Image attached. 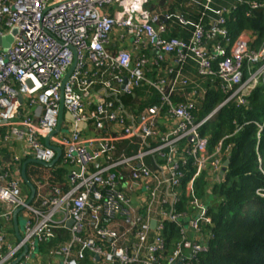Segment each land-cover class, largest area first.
I'll return each instance as SVG.
<instances>
[{
    "label": "built area",
    "instance_id": "2783aa9c",
    "mask_svg": "<svg viewBox=\"0 0 264 264\" xmlns=\"http://www.w3.org/2000/svg\"><path fill=\"white\" fill-rule=\"evenodd\" d=\"M182 1L198 9L187 42L166 37L171 15L152 12V0H0V36L16 30L9 48H0V129L4 143L24 145L21 157H0V264L13 263L24 247L16 264H33L38 245L62 229L70 239L50 253V264H81L86 252L100 264H193L208 250L212 235L203 228L211 218L194 183L204 172L223 177V154L221 142L209 152L199 128L228 101L243 105L264 83V43L253 50L249 32L232 38L225 27L230 15L249 16L264 0H229L218 9L214 0ZM113 30L129 38L128 50H110ZM145 51L157 61L171 57L170 78L147 77L153 61ZM188 60L229 94L199 123L193 104L173 102L188 84ZM141 85L155 91L158 104L128 110L123 98ZM54 148L60 157L51 168L40 166L49 176L33 180L27 205L18 164H50ZM65 166V182H52V171ZM20 208L23 233L13 245L5 227ZM167 224L179 233L168 256Z\"/></svg>",
    "mask_w": 264,
    "mask_h": 264
},
{
    "label": "trees",
    "instance_id": "16d2710c",
    "mask_svg": "<svg viewBox=\"0 0 264 264\" xmlns=\"http://www.w3.org/2000/svg\"><path fill=\"white\" fill-rule=\"evenodd\" d=\"M229 2L214 0L212 7L218 9ZM163 3L164 1L154 5L153 10L171 15V19L166 21V37L187 42L196 22L198 9L186 5L182 0H172L170 6ZM179 15L188 24L178 23L175 16ZM225 27L232 38H236L243 31L249 32L251 49L257 50L264 43V7L251 12L249 16L243 12L230 15ZM143 54L153 61L147 77H171L167 73L171 67L170 56L157 61L150 52L145 51ZM182 76L188 84L177 89L173 102L193 104L192 117L195 123L204 120L229 96L221 91L218 78L199 76L196 65L190 60L183 66ZM123 102L128 110L141 111L157 105L159 101L153 89L141 85L134 90L132 96L123 98ZM199 135L208 140L210 153L221 142L222 163L227 160L229 164L219 180L210 178L206 172L195 180V190L208 204L211 218V224L203 230L212 237L208 241V250L199 254L193 264H264V83L250 93L243 105H237L234 100H230L217 109L199 128ZM27 160L28 158L19 162L20 169ZM32 168L40 166L27 164L25 168L26 177L34 186L30 178ZM66 174L63 169H54L52 182L62 184ZM184 205L181 204L178 211L184 210ZM178 238V229L167 224L163 235L165 255L172 252ZM69 239L68 230H57L51 241L38 245V250L42 254L49 252L50 259V253ZM81 264H100V261L96 262L86 252Z\"/></svg>",
    "mask_w": 264,
    "mask_h": 264
},
{
    "label": "crops",
    "instance_id": "0c3cea01",
    "mask_svg": "<svg viewBox=\"0 0 264 264\" xmlns=\"http://www.w3.org/2000/svg\"><path fill=\"white\" fill-rule=\"evenodd\" d=\"M162 1H164L165 5H169V6L172 5V0H152V3L149 5V9L152 10V12H155L156 10L155 11L153 10V9H155L154 7L157 6V3H161ZM129 43H130V40L127 36L124 35V33L120 32L118 30L112 31L111 37H110V42H109V48L111 51H117V50L122 49V48L128 50L130 48ZM4 134H5V129L4 128L0 129V157L3 160H5L6 162L11 161L14 157H16V158L21 157L20 155H22V151L24 148L23 143H17V142H13V141H11L9 143H4L2 141ZM30 178L33 180L32 176ZM21 190H22V194L24 196L29 197V189L26 187L24 182L21 186ZM19 217H21L23 219V213H21V211L16 216L17 222L19 220ZM18 231H19V234L21 237L22 232L19 229V225H18ZM5 235L7 237V240L11 244L16 245L19 242L17 240L16 234L14 231L13 215H12V219H11V225H8L7 227H5ZM22 252H23V250H22ZM46 253L42 254L38 250L36 259H35L33 264H50L55 258L52 257L49 259V257H48L49 252L47 254Z\"/></svg>",
    "mask_w": 264,
    "mask_h": 264
},
{
    "label": "water",
    "instance_id": "95a60500",
    "mask_svg": "<svg viewBox=\"0 0 264 264\" xmlns=\"http://www.w3.org/2000/svg\"><path fill=\"white\" fill-rule=\"evenodd\" d=\"M16 33V30H12L9 34L7 35H4V36H0V48L2 50H6L7 48H9L10 44L12 43L13 41V35ZM62 113V109L60 110V115ZM58 131V127L56 128L55 133H57ZM189 142H192L193 141V137L189 138L188 140ZM46 145L48 146L47 144V140H46ZM54 151L56 152V157L55 159L50 163V164H44V163H41V162H38L34 159H28L27 161H25L24 163H22V166H21V178L24 182V184L26 185V187L29 189V197H28V200L26 201V204L28 205L34 198V194H35V189L32 185V183L27 179L26 177V172H25V168H26V165L27 164H35V165H39V166H42V167H47V168H51L53 167L59 157H60V149L58 148H54ZM228 164L229 162L226 160L224 163H223V167H222V170H221V173H220V176H223L227 167H228ZM22 209H17L14 211L13 213V226H14V231H15V234H16V237H17V240L20 241L21 240V237H20V234H19V231H18V222L16 220V216L17 214L21 211ZM71 221L67 224V228H69L71 226ZM154 226V222L151 223V227ZM26 253V247L23 248V252L22 254L11 264H16L17 261H19L21 259V257Z\"/></svg>",
    "mask_w": 264,
    "mask_h": 264
},
{
    "label": "rangeland",
    "instance_id": "374dc122",
    "mask_svg": "<svg viewBox=\"0 0 264 264\" xmlns=\"http://www.w3.org/2000/svg\"><path fill=\"white\" fill-rule=\"evenodd\" d=\"M16 34V33H15ZM14 34V35H15ZM13 35V36H14ZM257 66H252V69H255ZM68 131V127H64L62 129V134ZM58 138L61 136V134H57L56 135ZM63 170H65V172L69 171V169H71V167L65 166L62 168ZM42 177V176H49V171L45 170V169H39V168H32V178L33 180H35V178L37 177ZM196 191V190H195ZM195 196L197 197V199L202 200L203 202H205L203 199L200 198L199 192L196 191ZM18 225H19V229L20 231L23 233V227H24V220L19 217L18 220Z\"/></svg>",
    "mask_w": 264,
    "mask_h": 264
}]
</instances>
